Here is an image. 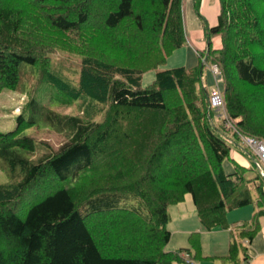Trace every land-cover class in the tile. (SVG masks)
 Instances as JSON below:
<instances>
[{"label": "trees", "instance_id": "16d2710c", "mask_svg": "<svg viewBox=\"0 0 264 264\" xmlns=\"http://www.w3.org/2000/svg\"><path fill=\"white\" fill-rule=\"evenodd\" d=\"M192 1L208 50L197 66L162 70L187 44L184 0H0V93L37 78L16 128L0 129V264L187 263L182 254L201 252L198 233L191 248L166 251L169 208L186 195L209 231L228 228L232 210L264 208L260 175L232 159L238 138L204 79L217 64L229 117L264 140V0H219L215 27ZM57 55L79 60L73 79ZM30 129L36 137L23 135ZM262 213L236 229L232 258Z\"/></svg>", "mask_w": 264, "mask_h": 264}, {"label": "crops", "instance_id": "0c3cea01", "mask_svg": "<svg viewBox=\"0 0 264 264\" xmlns=\"http://www.w3.org/2000/svg\"><path fill=\"white\" fill-rule=\"evenodd\" d=\"M200 14L207 20L210 27L218 25L219 0H202ZM184 17L187 37L185 47H191L196 57H198V62L194 65L197 66L200 61V53L206 50L208 43L203 30V22L196 14L192 0H186L185 2ZM212 46L216 50L220 49L222 47L221 38L218 36L213 37ZM184 48L181 50H184ZM189 62L184 63L188 66L191 63ZM244 152L247 151L234 144L231 157L242 166L249 168L251 163ZM187 196L183 202L169 208L171 240L166 248L167 252H177L191 248L190 237L194 233H198L200 235L201 252L200 254H190L192 260L190 264H264V208L260 209L256 204H253L232 210L227 215L228 228H217L209 231L199 219L192 196L190 195L191 199H188ZM253 196L255 199L257 198L256 193ZM259 211H263V213L259 219L260 225L257 233L251 239L249 237L241 239L237 249V257L232 258L230 254L233 236L238 237V235H241L236 229L242 223L252 221ZM175 264L189 263L176 262Z\"/></svg>", "mask_w": 264, "mask_h": 264}, {"label": "rangeland", "instance_id": "374dc122", "mask_svg": "<svg viewBox=\"0 0 264 264\" xmlns=\"http://www.w3.org/2000/svg\"><path fill=\"white\" fill-rule=\"evenodd\" d=\"M184 1L186 2V0H184ZM184 8H185V4H184ZM186 40H187V37H186ZM206 50H208V49L206 48ZM185 54L187 55L186 57H185ZM188 56H189V59L187 60ZM56 59H57V61L54 60L55 63L58 64L60 61L62 63H64V67H65L64 73L67 74L70 78L73 79V77L76 74H78L79 65H80L78 59L68 57L67 55H59V56L57 55ZM189 61L192 63V65ZM184 62H189L190 64L187 66ZM197 62H198V57H196V55H195L194 51L191 49V47L188 46V47H185L184 50L176 51L168 59L167 64L164 67H162L161 69L162 70H170V69L180 68L183 66H187V68H191ZM210 66L207 65L205 68L204 79H205V83L207 85V88L209 89L210 93H212L213 89L216 87V80H215V78L211 72ZM28 67L30 68V66L25 65V69H29ZM69 69H70V72H69ZM155 74L156 73L154 71H151V72L145 74L144 79H143V85L147 87L149 84H151L153 82V80L155 79ZM36 79L37 78H35L31 74L27 73V76L24 79V82L22 85V89H20L18 91H7V90H5L2 93H0V129L3 132L13 131L16 128V125H17V122H16L17 119L16 118H17L18 114L20 113L21 109L27 103V101L29 99L28 93L30 92V90H32V87L34 88L35 83H36ZM219 86H220L221 90H223V87H224L223 82H220ZM92 105H93V103L84 104L83 107L85 109L86 108L89 109V108H91ZM77 109H78V107H77ZM77 109H76V107L74 108V107L70 106V107H68L66 112L68 114H75L77 112ZM99 110H101V108ZM97 111L95 109H92L90 112H97ZM225 111H226V114L229 116L227 109ZM97 118H100V114L98 115ZM221 119H224V114H220L218 120H221ZM234 125H235L236 129L238 131H240L237 128L235 123H234ZM225 127L228 128L227 124H225ZM229 130H231V129H229ZM230 132H232V130L229 131V133L227 132V134L229 135V137L234 138L233 134H235V133L234 132L230 133ZM23 135L36 137L35 129H30V130L25 131V133ZM37 137L47 141L48 143H50L54 149H58L61 146V143L63 142V139L60 137H57V136L52 137L51 135L46 136L43 133ZM238 141L236 142V140H235V143H236L235 145H239ZM231 145L232 146L234 145L233 141H231ZM244 153H245L246 158L251 163V167L247 168L248 169L246 172L247 177L249 179H256L257 174H258L256 162H255L254 158L248 152H244ZM223 167H224V170L227 174H232L235 171V165L231 159L226 160L224 162ZM7 181H8L7 175L0 170V184H4ZM252 190L254 192L253 195H255L256 190H255L254 184H252ZM187 198L191 199V196L188 195Z\"/></svg>", "mask_w": 264, "mask_h": 264}, {"label": "built area", "instance_id": "2783aa9c", "mask_svg": "<svg viewBox=\"0 0 264 264\" xmlns=\"http://www.w3.org/2000/svg\"><path fill=\"white\" fill-rule=\"evenodd\" d=\"M210 69L216 80V87L213 89L210 96L211 108L219 114H224L225 124H227L228 129H231L232 132L236 134L240 147L245 149L254 158L258 173L264 184V140L248 136L236 129L233 120H231L225 111V98L219 86V83L222 82L220 68L217 64H213L210 66ZM181 257L187 262L192 263L188 253L182 254Z\"/></svg>", "mask_w": 264, "mask_h": 264}, {"label": "bare ground", "instance_id": "6f19581e", "mask_svg": "<svg viewBox=\"0 0 264 264\" xmlns=\"http://www.w3.org/2000/svg\"><path fill=\"white\" fill-rule=\"evenodd\" d=\"M185 254V253H184ZM189 254V253H188ZM190 255V254H189ZM190 259H191V256H190ZM184 260V259H183ZM186 261V260H185ZM187 263H189L190 264V262H187Z\"/></svg>", "mask_w": 264, "mask_h": 264}]
</instances>
